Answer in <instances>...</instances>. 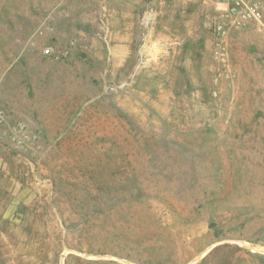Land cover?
Here are the masks:
<instances>
[{"label":"rangeland","instance_id":"1","mask_svg":"<svg viewBox=\"0 0 264 264\" xmlns=\"http://www.w3.org/2000/svg\"><path fill=\"white\" fill-rule=\"evenodd\" d=\"M255 2L0 0V264H264Z\"/></svg>","mask_w":264,"mask_h":264},{"label":"built area","instance_id":"2","mask_svg":"<svg viewBox=\"0 0 264 264\" xmlns=\"http://www.w3.org/2000/svg\"><path fill=\"white\" fill-rule=\"evenodd\" d=\"M218 6L219 9L230 11V13L237 14L242 20H251L259 18V9L255 0H208ZM43 53L54 58L60 57L66 52L57 49L52 45H46ZM1 117V115H0Z\"/></svg>","mask_w":264,"mask_h":264}]
</instances>
